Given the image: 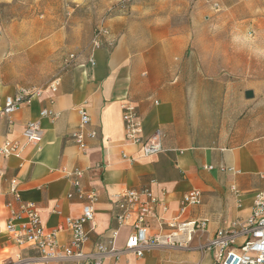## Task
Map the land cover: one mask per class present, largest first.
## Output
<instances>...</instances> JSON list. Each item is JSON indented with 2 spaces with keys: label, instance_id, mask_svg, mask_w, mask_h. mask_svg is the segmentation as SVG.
I'll list each match as a JSON object with an SVG mask.
<instances>
[{
  "label": "crops",
  "instance_id": "obj_1",
  "mask_svg": "<svg viewBox=\"0 0 264 264\" xmlns=\"http://www.w3.org/2000/svg\"><path fill=\"white\" fill-rule=\"evenodd\" d=\"M34 1L0 4L31 8ZM40 1L59 11V27L49 29L42 23L36 28L30 16L21 20L17 14L7 25L0 23L1 105L23 89L42 87L44 80L32 86L24 82L22 72H44V65L49 74L62 69L56 88L49 84L40 96L25 102L12 124L0 119V146L17 144L14 156L0 157V262L22 257L44 264L38 252L14 245L6 234L9 204L18 207L11 186L21 200L35 204L44 227L53 230L67 218L82 216L83 202L68 198L74 188L63 173L80 169L85 171L83 188L98 196L86 251L98 244L110 248L111 231L118 229L117 254L103 264H215L213 253L201 246L218 230L248 218L257 194L264 191V35L244 60L238 44L195 31L202 2ZM99 26L108 34L95 47L94 30ZM37 56H54L58 63L54 70L51 63H41L36 70ZM247 91L254 97L247 99ZM126 102L137 107L144 140L157 130L163 132L160 154L144 157L142 145L127 141ZM81 109L90 117L84 129ZM44 110L60 116H42ZM28 122L42 128L40 143H29L24 136ZM90 131L96 138L86 137V147L80 148L72 135ZM142 189H150L168 205L166 213L157 210L164 220H206L207 234L181 245H161L143 257L126 251L132 221L118 227L114 197ZM192 192L200 193V204L181 213V200ZM151 223L152 237L159 231L158 223ZM58 242L67 245L69 234H60Z\"/></svg>",
  "mask_w": 264,
  "mask_h": 264
},
{
  "label": "built area",
  "instance_id": "obj_2",
  "mask_svg": "<svg viewBox=\"0 0 264 264\" xmlns=\"http://www.w3.org/2000/svg\"><path fill=\"white\" fill-rule=\"evenodd\" d=\"M214 9L220 10L218 3L214 4ZM106 34L108 30L103 26L94 30L95 47L101 45V38ZM56 86L54 81L48 87L55 89ZM48 87L23 89L16 95L8 96L4 103L0 104V119L7 118L12 124L13 116L20 107L31 98L40 96ZM79 112L82 119L81 128L84 129L89 124L90 117L85 109ZM42 116L56 120L60 114L44 110ZM123 121L127 141L142 145L144 157H151L163 151L162 131L157 130L146 140L141 137L143 125L137 107L131 102L123 104ZM42 135L39 123L28 122L25 125L24 136L29 143H40ZM96 136L95 131H90L86 135L77 132L72 135V138L80 148L84 149L86 137L95 139ZM16 152L17 144L6 142L0 146V157L9 158ZM63 173L71 180L74 188V191L68 194V198L77 197L83 202L82 216L78 219L67 218L65 225L57 229H46L35 204L21 200L13 184L11 194L17 200L18 207L15 208L12 203L9 204L10 217L6 234L14 245L38 252V260L44 264H57L61 261H70L72 264H103L111 254H117L114 241L118 236V229L111 231L110 248L98 244L94 250L86 251L90 231L95 228V205L98 196L95 191H86L83 188L81 180L84 170L63 169ZM200 202L199 192L185 195L180 202L181 213L191 206L199 205ZM114 203L118 227H123L132 221L133 232L127 241L126 251L134 253L137 257H143L146 252L161 245L175 246L181 245L183 241L191 242L195 236L202 238L208 232L206 220H164L157 210L160 209L166 213L168 205L159 200L150 189L124 190L115 195ZM21 219L23 220L20 221ZM152 220L158 223L159 232L151 237L149 233L152 229ZM87 225H90V229H87ZM62 233H68L70 236V242L67 245H60L58 242L59 235ZM201 248L213 253L215 264H264V191L257 194L254 208L248 218L237 220L229 228L218 230ZM34 262V259L17 257L0 264H34Z\"/></svg>",
  "mask_w": 264,
  "mask_h": 264
},
{
  "label": "rangeland",
  "instance_id": "obj_3",
  "mask_svg": "<svg viewBox=\"0 0 264 264\" xmlns=\"http://www.w3.org/2000/svg\"><path fill=\"white\" fill-rule=\"evenodd\" d=\"M193 3L202 2L203 8L196 15L195 31L213 33L221 36L219 39L224 43L238 44L240 49L243 50L244 60H246L248 54L254 52L256 48L257 40L264 35V0H191ZM43 1L35 0L30 5L31 8L25 4L17 7L15 4L6 5L0 4V23L9 22V17L12 14H17L19 18L27 19L29 16L34 22V26L39 28L42 23L50 29L56 26L58 23L59 11L55 13L49 8V6L42 4ZM218 3L220 10L214 9V4ZM57 4H60V0ZM52 7H56L53 6ZM52 23V24H51ZM191 24V23H190ZM192 26V25H191ZM219 40V41H220ZM260 49L263 48L264 41H260ZM45 61V62H44ZM26 63H29L26 60ZM51 63L54 66L58 63L56 57H50L45 59L43 56L36 57V70L40 68V65ZM28 69V67H22ZM47 65L41 66L44 72H30L25 71L21 73V78L24 82L30 86L41 82L42 87L53 83L59 76L62 70L58 68L53 73L49 74ZM34 83V84H33ZM28 85V86H29Z\"/></svg>",
  "mask_w": 264,
  "mask_h": 264
},
{
  "label": "water",
  "instance_id": "obj_4",
  "mask_svg": "<svg viewBox=\"0 0 264 264\" xmlns=\"http://www.w3.org/2000/svg\"><path fill=\"white\" fill-rule=\"evenodd\" d=\"M245 95H246V98H247V99H251V98L254 97V93H253V91H247V92L245 93Z\"/></svg>",
  "mask_w": 264,
  "mask_h": 264
}]
</instances>
